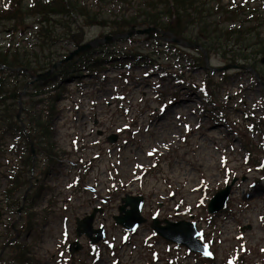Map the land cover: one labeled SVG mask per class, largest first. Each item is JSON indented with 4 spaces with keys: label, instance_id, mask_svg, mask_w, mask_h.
Masks as SVG:
<instances>
[{
    "label": "rangeland",
    "instance_id": "rangeland-1",
    "mask_svg": "<svg viewBox=\"0 0 264 264\" xmlns=\"http://www.w3.org/2000/svg\"><path fill=\"white\" fill-rule=\"evenodd\" d=\"M254 2L255 5H258L259 1L254 0ZM117 9V7L113 8V6L109 5V7L105 9V13L110 17H114V15H117V12H115ZM86 33L88 40H90L103 33H108V31L94 28L86 30ZM5 38L4 32H0V40H4ZM149 41L147 40V42ZM130 46L145 49L148 53L154 52L155 49L158 48L154 45H151L152 48L141 44L133 46L131 43H123L120 47L125 49L130 48ZM64 48L69 50L73 49L70 45H65ZM166 55H169V52H166L165 55L162 54L160 59L163 68L173 69V67H178L177 69L180 71V68L183 67L182 84L175 83L173 77L162 78L159 71L153 69L154 67L144 64H139L129 69H121V71H118L117 66L106 64L102 73L92 75V79L85 78L86 80L84 82L98 83L102 89L100 95L93 94L89 98L96 102L95 105H91L90 112L95 114L98 113L101 117L87 115V107L84 103L79 104L80 108L74 110L72 125L75 126V133L79 139V149L83 151L85 149L84 144H92L94 141H100L108 135L113 134L115 128L120 126V124L118 125L117 122H114V118L110 120V113L115 108L112 105L113 102H109L113 99H115L118 110L119 103L126 108L128 107V110H130L129 114L125 113L127 122L123 121L125 125L122 127V132L125 129L128 131L126 127L127 125H131V121L136 116L135 113H137L135 118L136 123L132 125V129L131 126L129 128L135 136H131L129 132H124L119 137L116 147L110 148L107 145H102L100 147L102 154L105 155L104 165H106L108 172L110 171L115 181L112 187L110 186L111 181L105 183L107 187L110 186L107 188L106 192L99 187L98 190H100L99 194L101 196L97 199L93 192L85 191L84 193H79L76 190L63 191L68 182L66 175L58 174L52 177L51 184L56 187L54 195H57V200L53 202V205H51L52 202L50 203V211H47L49 208L45 210L46 201H43L42 205L40 203L37 206L39 207L38 210L35 209L37 215L34 221L43 229L41 242H45V244L37 246L34 250L36 259L39 261L36 264H51V258L54 260L56 259L54 251H49L50 256L49 258H45L44 261L41 260L42 255L39 253L45 247H48L50 250L54 233L61 234L63 226L71 233L70 241L76 240L74 236L75 220L77 217H82L87 209L91 207V204L95 207L101 206L107 210L103 214V216L106 217H99V224L112 223V217L118 214L121 195L136 193L137 195L144 196L146 199L144 214L148 219L150 218L148 214L154 213L159 215L162 219L169 216L173 217L175 220H188L192 215H197L195 216V220H203L205 208L214 195L215 190L225 187L223 186L226 185L224 179H231V174L226 176L224 174V169H221V167L225 168L226 165L228 166V158H231V164L229 163L233 169L231 172L235 174L236 178H239V189L234 191L232 200L238 199L242 204H246L251 200L253 195L258 193L259 190L254 191V189H250L249 187L257 180L258 175L250 172L249 167L244 165L243 158L246 157V151L243 149L240 138H238V132L232 127V123L236 121L240 124L239 126L243 127L245 113H247L248 110L255 111L263 107V87L256 82L250 73L245 72V70L230 73V77L225 79V84L223 86V84H221V75L224 73L220 71L212 72V74H210L212 77L210 78L209 73L204 70L187 69L185 65L188 64V62L185 61V59L190 60L199 58L198 54L193 51L188 52L184 50L183 62L180 61L177 63L178 61H176L175 64L167 60L165 57ZM209 60L211 62L210 64L216 69L225 66L224 61L218 57L214 56L209 58ZM117 63L121 64V62ZM226 73L227 72H225V74ZM125 78L129 79L127 80ZM207 78L214 83L212 89L216 97H218V100L220 99L224 105H227L224 108L225 115L229 118L227 122L222 121L216 123V121H214V117L216 116L212 115L213 108L211 104L207 103V101L202 98L203 93L201 92V87L205 85ZM127 81H129V83ZM155 81V85L151 88V83L153 84ZM218 86L220 88H217ZM93 87H98V85ZM153 88L156 91L162 92L159 96L156 95V101L154 100L156 96L152 90ZM120 97H122L123 100L125 98V100H120ZM175 97H177L176 100ZM170 101L172 104H169ZM182 102L184 104L179 105L180 103L182 104ZM175 106L178 107L174 110H170ZM181 106H186L185 110L187 112L183 113L179 118H173L174 116L180 115L178 112ZM167 110H170L167 114L168 117L160 118L161 116L164 117L163 115ZM119 113L121 114L122 112L119 110ZM147 115H151V121H148ZM68 116L69 114H67V117ZM170 116L172 118V124L168 122ZM197 118L201 122L197 123ZM109 120L113 124L110 125ZM95 121L106 128L103 136H99L96 132L97 130L89 135V130L91 128L89 124ZM158 121H160V126L168 123V127L170 128H165V132L161 134L160 137L156 138L155 133L149 130L150 126ZM219 131L225 132V136L221 135V139H216V134L214 133ZM69 134L70 132L66 129H57L56 140L59 143L58 147L61 151H72V155L78 156L76 151L68 145L71 138ZM124 145L123 162H121V158L119 159L118 157V148ZM126 149L134 151L131 156L127 158L125 157ZM129 150H127L128 153H130ZM226 151L227 156L223 155ZM210 153L213 158L210 157ZM87 156L90 157L89 151H87ZM9 158H13V160L17 159L15 156H9L7 161ZM118 159L119 163L113 168L112 164L116 163ZM4 164L5 162L0 160V183L2 190L6 187V182L3 181V179H5L3 174L8 170L7 166L3 168ZM89 184L94 185L93 180H91ZM122 186H124L123 189H121ZM111 188L113 190L116 189L115 191L121 190L117 192L112 190L113 192L108 195L107 192ZM237 192H240V194L237 195ZM261 194L262 193H259V195ZM106 195L109 197L108 200H106L105 203H101L100 199L105 198ZM180 199L184 200L186 208L190 213L187 217L177 215L176 213L177 211L178 213L182 211L176 209V205ZM104 201L105 200H102V202ZM263 205L262 201L257 200V207L259 210L262 209ZM67 207L68 209H66ZM230 213L235 214L232 209ZM247 214L248 213L245 211L243 212L239 220V228L249 224L246 220ZM63 217L67 221H63ZM11 218L12 215L8 214V220ZM17 218H19L18 215L15 216V219ZM224 218L225 221L223 225L219 219L217 220V223L219 222L221 225L219 230L222 229V232L219 233V231H217L216 235H221L223 238V234L225 233L224 237L230 236L231 241L233 239L235 240V236L240 233V229L238 228L237 232H234L228 227V217L225 216ZM44 223H46V225L43 227ZM260 228L262 239L256 243V249H260L264 245V226ZM249 233L250 232L247 231V234ZM111 234L119 237L121 232L118 228L113 227ZM143 234H146V236L148 235L146 230H144L135 240L142 243ZM244 234L247 237L245 231ZM33 238L34 235L31 234V238L27 236L26 241L30 242ZM244 240L246 241L247 238ZM236 242H227L224 245V249H227V251L233 250L234 245L238 244V241ZM81 244L84 246V251L87 243L81 241ZM131 244V240L123 243V251L118 255L120 261H118V259L114 260L109 253H107L106 256L96 264H164L161 261L157 263L153 262L145 246L140 247L136 242ZM156 249L163 252L164 245L157 244ZM81 261H87L88 264H92L93 262L87 255H85V257L81 255L78 262L81 263Z\"/></svg>",
    "mask_w": 264,
    "mask_h": 264
},
{
    "label": "trees",
    "instance_id": "trees-1",
    "mask_svg": "<svg viewBox=\"0 0 264 264\" xmlns=\"http://www.w3.org/2000/svg\"><path fill=\"white\" fill-rule=\"evenodd\" d=\"M2 5L0 32L8 35L10 43L0 45V128L21 135L16 117L21 93L29 81L23 70L34 76L46 72L67 55L62 46L85 41L88 27L98 26L115 36L133 27H155L201 45L209 56L216 55L233 65L246 63L256 70L264 59V17L245 4L226 8L223 0H2ZM109 5L118 8L114 18L104 12ZM24 29H29L26 39ZM136 52L132 56H141ZM199 63L205 66L203 55ZM72 65L64 66L60 74L68 75ZM43 85L31 87L26 101H22L29 130L25 169L33 164L30 141L38 155L50 157L53 151L50 117L34 112L36 94H29ZM11 183L8 199H14L20 188L29 186L23 170ZM2 243L0 239V250L5 246ZM20 257L24 259L25 254Z\"/></svg>",
    "mask_w": 264,
    "mask_h": 264
},
{
    "label": "water",
    "instance_id": "water-1",
    "mask_svg": "<svg viewBox=\"0 0 264 264\" xmlns=\"http://www.w3.org/2000/svg\"><path fill=\"white\" fill-rule=\"evenodd\" d=\"M153 32H157V31L155 29L139 30V31H133V33H130L128 36H131L133 34L152 35ZM114 39H117V38H114ZM114 39L106 38L103 41H96V42L87 44L85 46L79 47L78 50L70 54V56L67 59H65L59 64H56L48 73L37 77L36 79H34V81H42L48 78L60 65L71 61L75 56L90 50L94 46H98L102 42H111ZM171 41L178 43L181 46L199 48L197 46L184 43L183 41L176 39V38H172ZM112 140L114 141V139ZM227 197H228V191L219 194L212 201V204L210 205V212H215V211L220 210L223 207L224 203L226 202ZM124 204L125 205L121 208V213L123 214L122 216L117 218V223L126 227L129 230H136L138 226H140L141 224L145 222L141 217L143 199L127 197V199L124 200ZM128 207H131V210H128L127 209ZM93 220H94V215L90 218L85 219L82 222H79L78 223V226H79L78 234L82 235L83 233H85L91 236L94 232L92 229ZM166 225H167L166 227L162 228L159 222L155 220L153 224V228L161 237L169 240L172 243L186 246L191 251L196 252V253H207V250L197 240L198 233L196 231L194 224H189V223L171 224L169 222H166Z\"/></svg>",
    "mask_w": 264,
    "mask_h": 264
},
{
    "label": "bare ground",
    "instance_id": "bare-ground-1",
    "mask_svg": "<svg viewBox=\"0 0 264 264\" xmlns=\"http://www.w3.org/2000/svg\"><path fill=\"white\" fill-rule=\"evenodd\" d=\"M138 91V90H137ZM134 92V91H133ZM133 94V93H132ZM186 106L185 107H183V106H181V109L179 110V112H178V114H182V113H185V112H187L186 110ZM170 112V111H169ZM140 113V112H139ZM143 113V112H142ZM136 114V113H135ZM143 115V114H142ZM141 115V116H142ZM133 117V116H132ZM169 122V121H168ZM169 126V124L167 123L166 125H161V126H156V127H154V126H152V128H153V131H155L156 130V137L158 138V137H160L161 136V134H163L165 131H164V129L165 128H167V129H169L170 127H168ZM173 129V128H172ZM215 134V133H214ZM216 137H217V135H216ZM204 147V146H203ZM129 151H131V150H129ZM193 178V177H192Z\"/></svg>",
    "mask_w": 264,
    "mask_h": 264
}]
</instances>
